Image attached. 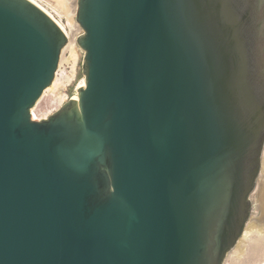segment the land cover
Returning <instances> with one entry per match:
<instances>
[{
	"label": "water",
	"instance_id": "95a60500",
	"mask_svg": "<svg viewBox=\"0 0 264 264\" xmlns=\"http://www.w3.org/2000/svg\"><path fill=\"white\" fill-rule=\"evenodd\" d=\"M85 85L40 120L67 35L0 0V264H223L264 143V0H77Z\"/></svg>",
	"mask_w": 264,
	"mask_h": 264
},
{
	"label": "bare ground",
	"instance_id": "6f19581e",
	"mask_svg": "<svg viewBox=\"0 0 264 264\" xmlns=\"http://www.w3.org/2000/svg\"><path fill=\"white\" fill-rule=\"evenodd\" d=\"M31 1L38 5L41 9H43L48 15H50L67 35V41L60 51L58 65L52 81L43 89L39 98L30 107L32 119L37 120L41 117H45L53 113L52 111L54 109L52 111H48L43 115L40 114L41 117H39L35 112L37 105L48 93V91L51 92L54 96V99L57 100L58 109L64 104L66 96L63 89L67 82H70L74 78L75 63L77 62L79 51L81 52L82 50L76 42V37L83 31V29L76 20L77 0ZM79 31L81 32L79 33ZM65 51H68V55L66 58L67 60H69L70 69L64 80L58 81V70L60 69L61 63L64 59ZM80 85H85L84 74L74 84V93L72 96L73 99H77V89ZM249 198L250 200L257 202L256 206L258 210L256 212H254V210H251L248 219L245 221L242 232L236 239L234 245L226 252L223 263L229 255L234 254L238 256L242 252H244L243 249L248 239H251L252 237L256 238L257 236L259 238L264 237V218L262 219V215L264 214V146L261 152L260 168L256 176L255 185L249 194Z\"/></svg>",
	"mask_w": 264,
	"mask_h": 264
},
{
	"label": "rangeland",
	"instance_id": "374dc122",
	"mask_svg": "<svg viewBox=\"0 0 264 264\" xmlns=\"http://www.w3.org/2000/svg\"><path fill=\"white\" fill-rule=\"evenodd\" d=\"M81 31H79L80 33ZM68 51L64 52V59L61 63L60 69L58 70V81H63L65 76L67 75L69 69H70V63L69 60H67ZM81 53L79 51L77 62L75 63V72H74V80L72 79L68 83H72L70 86L64 87L63 91L67 87V89L70 91L74 87V84L77 82V80L83 76L82 72V65H81ZM58 103L57 100L54 99V96L51 92L48 91V93L43 97V99L40 101V103L37 105L35 112L36 114L40 116L47 113L48 111H56L58 109ZM56 107V108H55ZM50 109V110H49ZM264 146V143H263ZM263 149V147H262ZM262 152V151H261ZM260 164H261V155H260ZM260 168V166H259ZM250 209L254 210L256 212L257 209V202L250 200ZM256 206V207H255ZM256 208V209H255ZM250 210V212H251ZM250 214V213H249ZM249 216V215H248ZM264 218V214L262 215V219ZM244 252H242L240 255H234L231 254L227 257L225 262L223 264H264V237H252L251 239H248L246 241V244L244 246ZM224 261V260H223Z\"/></svg>",
	"mask_w": 264,
	"mask_h": 264
},
{
	"label": "built area",
	"instance_id": "2783aa9c",
	"mask_svg": "<svg viewBox=\"0 0 264 264\" xmlns=\"http://www.w3.org/2000/svg\"><path fill=\"white\" fill-rule=\"evenodd\" d=\"M81 56H83V50H81ZM81 60H82V57H81ZM74 80V79H73ZM72 83H68L66 86L68 87V86H70ZM67 87L65 88V90H64V93H65V96H66V99H65V101H67L68 99H70V98H72V96H73V93H74V87L72 88V90H68L67 89ZM46 117V116H45ZM42 118H44V117H41V118H39V119H37V120H40V119H42ZM31 119H32V115H31Z\"/></svg>",
	"mask_w": 264,
	"mask_h": 264
}]
</instances>
